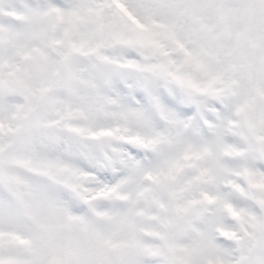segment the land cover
Listing matches in <instances>:
<instances>
[{"label": "snow or ice", "instance_id": "obj_1", "mask_svg": "<svg viewBox=\"0 0 264 264\" xmlns=\"http://www.w3.org/2000/svg\"><path fill=\"white\" fill-rule=\"evenodd\" d=\"M0 264H264V0H0Z\"/></svg>", "mask_w": 264, "mask_h": 264}]
</instances>
